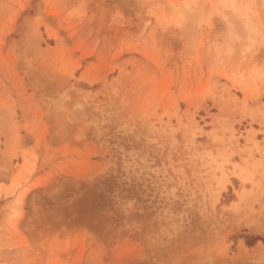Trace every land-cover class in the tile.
<instances>
[{
	"label": "rangeland",
	"instance_id": "rangeland-1",
	"mask_svg": "<svg viewBox=\"0 0 264 264\" xmlns=\"http://www.w3.org/2000/svg\"><path fill=\"white\" fill-rule=\"evenodd\" d=\"M260 238L264 0H0V264H264Z\"/></svg>",
	"mask_w": 264,
	"mask_h": 264
},
{
	"label": "trees",
	"instance_id": "trees-1",
	"mask_svg": "<svg viewBox=\"0 0 264 264\" xmlns=\"http://www.w3.org/2000/svg\"><path fill=\"white\" fill-rule=\"evenodd\" d=\"M255 239H259V238L258 237H255ZM260 239H262L264 241V238H260Z\"/></svg>",
	"mask_w": 264,
	"mask_h": 264
}]
</instances>
